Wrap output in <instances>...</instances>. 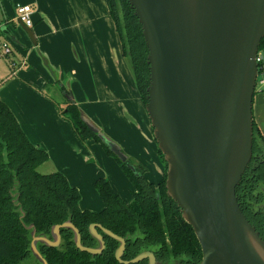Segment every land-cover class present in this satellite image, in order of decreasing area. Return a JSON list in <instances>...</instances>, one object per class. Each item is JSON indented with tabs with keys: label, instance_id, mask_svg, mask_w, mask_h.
<instances>
[{
	"label": "water",
	"instance_id": "1",
	"mask_svg": "<svg viewBox=\"0 0 264 264\" xmlns=\"http://www.w3.org/2000/svg\"><path fill=\"white\" fill-rule=\"evenodd\" d=\"M148 49L150 84L145 111L167 164V195L177 204L201 248L199 264H264V241L243 214L236 189L253 157L256 56L264 38V0H129ZM28 32H30L28 30ZM31 36V35H30ZM123 162L121 149L83 118ZM128 164V163H127ZM131 166V167H130ZM136 172L131 164L127 166ZM21 210V209H20ZM24 213L21 210V218ZM30 231V252L60 248L62 230L81 252L95 257L105 237L118 242L120 264H159L151 251L126 261V239L89 226L96 247H85L68 220L50 236Z\"/></svg>",
	"mask_w": 264,
	"mask_h": 264
},
{
	"label": "trees",
	"instance_id": "2",
	"mask_svg": "<svg viewBox=\"0 0 264 264\" xmlns=\"http://www.w3.org/2000/svg\"><path fill=\"white\" fill-rule=\"evenodd\" d=\"M108 4L122 55L129 60L137 91L145 106L150 74L142 27L129 0H108ZM263 49L264 38L259 52ZM62 91L67 109L59 111L69 120L77 139L81 142L95 140L113 154L98 133L85 123L70 92L65 87H62ZM260 153H264V137L253 121V155ZM158 154L167 169L159 150ZM48 160L47 152L28 139L14 112L0 101V264H20L29 257L33 258L30 231L26 226L33 224L37 234L49 237L52 226L68 220L79 229L85 247L97 246L89 234L91 224H99L125 238L123 259L127 261L143 250L154 248L165 260L186 257L191 264L201 262V248L192 228L183 220L177 204L167 195L166 174L158 184H154L147 179L145 167L134 166L135 175L127 167L130 161H122L134 187L132 200L126 202L108 180L100 178L94 186L104 207L101 211L93 212L79 207V191L71 186L64 174L56 172L44 175L37 171ZM253 164L254 161L249 163L236 189L242 212L245 195L252 186L250 170ZM20 209L24 213L23 218ZM61 236L60 248L38 246L48 264H120L114 257L119 244L111 238H104L105 250L93 257L75 247L71 231L62 230Z\"/></svg>",
	"mask_w": 264,
	"mask_h": 264
},
{
	"label": "crops",
	"instance_id": "3",
	"mask_svg": "<svg viewBox=\"0 0 264 264\" xmlns=\"http://www.w3.org/2000/svg\"><path fill=\"white\" fill-rule=\"evenodd\" d=\"M17 6L32 7V27L18 20ZM2 42L9 45L11 53L6 59L0 53L10 72L0 73V101L11 108L33 144L41 145L36 131L52 119L70 147H78L79 140L60 115L62 107L48 93L58 90L64 101L62 87L70 92L82 117L120 149L118 135L109 132L108 119H122L136 129L147 119L145 128L153 134L129 60L122 55L108 0H0V46ZM29 64L32 69L22 71L23 65ZM21 74L27 79H21ZM21 80L29 84L32 94L22 92ZM43 109L51 119H43ZM253 121L264 137V89L255 92ZM60 138L58 135V141ZM37 171L44 175L60 172L51 160Z\"/></svg>",
	"mask_w": 264,
	"mask_h": 264
},
{
	"label": "rangeland",
	"instance_id": "4",
	"mask_svg": "<svg viewBox=\"0 0 264 264\" xmlns=\"http://www.w3.org/2000/svg\"><path fill=\"white\" fill-rule=\"evenodd\" d=\"M262 51L264 52V49ZM3 57L7 58L6 56ZM3 57H0V73H10ZM9 59L12 60L11 56ZM22 68V71L25 72L32 69L30 64L28 66L23 65ZM20 77L21 79H27L24 74H21ZM21 83L23 84L21 86L22 92L29 90V93L32 94L33 91L30 89L29 84L22 80ZM48 93L59 102L62 107L61 112H64L67 109V103L65 100L62 101L59 91L54 90L52 92V90H48ZM61 117L63 116L61 115ZM48 118H50L48 110L43 109V119L48 120ZM64 119L74 133L69 120ZM54 121L52 119L48 120L40 130L36 131V135L41 139V145H38L47 152L52 164L68 179L70 178V183L79 191V207L89 210L103 208V202L94 186V183L100 178L108 180L122 199L130 202L134 187L125 172L123 160L116 155L108 153L106 148L95 140L79 141L77 148L70 147V143L66 141L67 137L63 136V133L60 132V127ZM108 122L110 123L108 124L110 134L113 137H116L115 134L118 135V141L115 142L121 147L122 153L127 155L130 164L136 166V163L140 162L145 165L147 169L146 177L154 184H158L162 176L164 177L166 174V166L162 163V158L157 154V146L153 134L145 128L148 120L145 119V122H139L138 129L122 122V119L120 121L108 119ZM58 135H61L60 141H58ZM130 164H127V166ZM132 172L137 175V172ZM92 211L95 212V210ZM20 264H37V262L32 257H29Z\"/></svg>",
	"mask_w": 264,
	"mask_h": 264
},
{
	"label": "flooded vegetation",
	"instance_id": "5",
	"mask_svg": "<svg viewBox=\"0 0 264 264\" xmlns=\"http://www.w3.org/2000/svg\"><path fill=\"white\" fill-rule=\"evenodd\" d=\"M251 161H254V166L250 170L252 186L245 195L243 212L264 241V153L253 155ZM143 251H151L159 264H191L190 259L186 257L162 259L154 248ZM142 262L148 264L147 260Z\"/></svg>",
	"mask_w": 264,
	"mask_h": 264
},
{
	"label": "built area",
	"instance_id": "6",
	"mask_svg": "<svg viewBox=\"0 0 264 264\" xmlns=\"http://www.w3.org/2000/svg\"><path fill=\"white\" fill-rule=\"evenodd\" d=\"M17 18L20 22L25 24L27 27H32L33 22L31 19L32 16V7L30 6H17ZM1 52L4 56H7L11 53V48L9 45L5 42L1 43ZM256 61L258 63V77L256 81V90L264 89V65H263V59L260 56V53L258 52L256 56Z\"/></svg>",
	"mask_w": 264,
	"mask_h": 264
}]
</instances>
